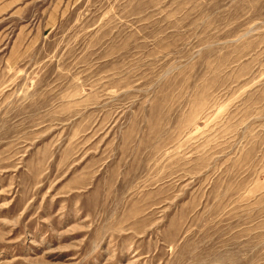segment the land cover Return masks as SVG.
<instances>
[{
    "label": "rangeland",
    "instance_id": "obj_1",
    "mask_svg": "<svg viewBox=\"0 0 264 264\" xmlns=\"http://www.w3.org/2000/svg\"><path fill=\"white\" fill-rule=\"evenodd\" d=\"M0 264H264V0H0Z\"/></svg>",
    "mask_w": 264,
    "mask_h": 264
}]
</instances>
